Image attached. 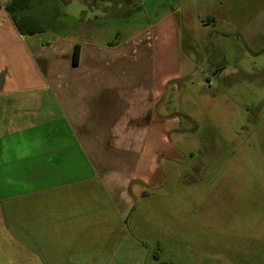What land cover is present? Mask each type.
<instances>
[{"label": "rangeland", "instance_id": "1", "mask_svg": "<svg viewBox=\"0 0 264 264\" xmlns=\"http://www.w3.org/2000/svg\"><path fill=\"white\" fill-rule=\"evenodd\" d=\"M32 4L37 22L26 24L42 28L35 40L52 58L45 72L50 93L32 102L38 118L70 115L62 95H77L78 62L54 56L62 42L102 45L90 72L136 85L152 79L145 89L163 98L134 180L114 159L98 170L86 240L73 231L62 241L47 236L30 264L45 261L49 244L54 259L44 264H264V0ZM115 93L106 87L101 107L124 113L116 101L124 90ZM150 141L165 148L150 156ZM113 169L120 176L113 178ZM0 260L15 262L5 249Z\"/></svg>", "mask_w": 264, "mask_h": 264}, {"label": "crops", "instance_id": "2", "mask_svg": "<svg viewBox=\"0 0 264 264\" xmlns=\"http://www.w3.org/2000/svg\"><path fill=\"white\" fill-rule=\"evenodd\" d=\"M8 1L0 0V250L5 249L15 260L9 264H30V256L47 247L43 242L47 236H57L62 241L66 239L62 236L73 231L86 240L92 225L89 217L95 212L89 199L93 200L101 173L98 170L108 168L111 159L127 170L126 180H134L140 161L148 156V137L163 96L160 91L151 93L148 87L145 89L152 79L136 85L129 77L121 82L119 76L116 79L90 72L100 64L102 45L62 42L54 56L65 59V63L72 62L75 43L80 45L78 65H73L79 67L74 81L77 95H62L70 115L54 120V113H46L38 118L32 102L38 93H50V78L45 72L51 69L48 60L52 58L45 53L46 46L35 40V34L17 31L6 11ZM26 3V8L14 12L15 17L26 23L37 22L28 12L32 0ZM50 75L56 80V71ZM125 82L130 84L119 88ZM106 87L112 97L114 91L117 95L124 90L123 97H115L124 103V113L101 107ZM136 91H142L144 97L138 99L141 93L136 95ZM68 96L72 100H66ZM58 126L60 130L54 133ZM160 144L151 143L154 152L150 156L163 149ZM119 174L120 170L113 169V178ZM128 186H122L123 190ZM112 188L116 189V183ZM51 201L56 203L54 209L49 207ZM54 211L61 215H50ZM49 246L52 252H43L46 259L37 260L38 264L53 261L55 245ZM0 264L8 263L0 260Z\"/></svg>", "mask_w": 264, "mask_h": 264}, {"label": "trees", "instance_id": "3", "mask_svg": "<svg viewBox=\"0 0 264 264\" xmlns=\"http://www.w3.org/2000/svg\"><path fill=\"white\" fill-rule=\"evenodd\" d=\"M27 3L26 0H9L8 3L6 4V11H8L11 14L12 20L14 22V25L16 26L17 31L20 34H36V33H40L41 29L40 27H35L31 25H27L26 22L22 19H17L14 15V12L19 11V10H23L24 8H26ZM207 21H211L212 18L208 17L206 18ZM79 47L80 45L78 43H75L74 47H73V57H72V62L74 64H77L78 62V51H79Z\"/></svg>", "mask_w": 264, "mask_h": 264}]
</instances>
